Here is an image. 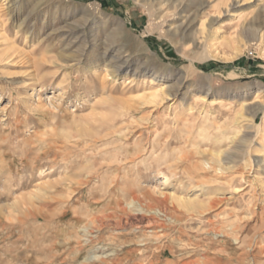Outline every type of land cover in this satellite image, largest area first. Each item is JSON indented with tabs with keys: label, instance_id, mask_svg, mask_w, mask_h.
I'll use <instances>...</instances> for the list:
<instances>
[{
	"label": "rangeland",
	"instance_id": "374dc122",
	"mask_svg": "<svg viewBox=\"0 0 264 264\" xmlns=\"http://www.w3.org/2000/svg\"><path fill=\"white\" fill-rule=\"evenodd\" d=\"M0 264H264V0H0Z\"/></svg>",
	"mask_w": 264,
	"mask_h": 264
},
{
	"label": "bare ground",
	"instance_id": "6f19581e",
	"mask_svg": "<svg viewBox=\"0 0 264 264\" xmlns=\"http://www.w3.org/2000/svg\"><path fill=\"white\" fill-rule=\"evenodd\" d=\"M92 131V130H91ZM89 144V143H88ZM19 203V202H18ZM89 222V221H88Z\"/></svg>",
	"mask_w": 264,
	"mask_h": 264
}]
</instances>
